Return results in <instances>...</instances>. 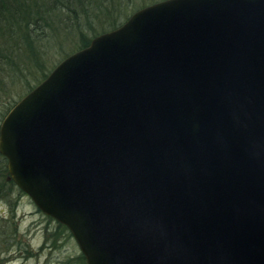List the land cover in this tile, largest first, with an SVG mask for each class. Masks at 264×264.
<instances>
[{"label": "water", "instance_id": "95a60500", "mask_svg": "<svg viewBox=\"0 0 264 264\" xmlns=\"http://www.w3.org/2000/svg\"><path fill=\"white\" fill-rule=\"evenodd\" d=\"M9 180L85 264H264V0H160L0 120Z\"/></svg>", "mask_w": 264, "mask_h": 264}, {"label": "trees", "instance_id": "16d2710c", "mask_svg": "<svg viewBox=\"0 0 264 264\" xmlns=\"http://www.w3.org/2000/svg\"><path fill=\"white\" fill-rule=\"evenodd\" d=\"M157 1L0 0V120L53 67L57 59L46 64L50 55L55 52L62 58L71 50L84 48L90 37L116 28L135 8ZM94 23L98 30H93ZM69 40L71 49L62 51L63 41ZM20 196L23 194L9 180L0 156V213L4 214L0 217V264L10 252L23 249L15 223ZM55 229L51 233L45 229L50 237L45 236L44 242H50L52 249L63 234L69 237L63 226L55 223ZM74 260L84 264L80 253L69 262Z\"/></svg>", "mask_w": 264, "mask_h": 264}, {"label": "rangeland", "instance_id": "374dc122", "mask_svg": "<svg viewBox=\"0 0 264 264\" xmlns=\"http://www.w3.org/2000/svg\"><path fill=\"white\" fill-rule=\"evenodd\" d=\"M136 2L140 3L141 0H135V3ZM152 3L154 2L144 4L141 7L135 8L134 11ZM132 12H130V14ZM98 29L99 26L94 23L93 30L95 31ZM104 32H106V30L97 33L95 36ZM95 36L90 37L89 41ZM70 43V40L63 41L61 50L65 52L70 50ZM72 52H74V50L69 51L62 58L59 57L58 53L55 55L54 52L49 56L46 64L50 66L57 59L54 63V65H56L61 59ZM15 210V223L17 227H19L17 239L21 242L20 245H22L21 247L23 249L10 252L4 257L1 264H81L80 261L75 260L69 262V259H73L80 252L68 232L67 234L69 237L63 234L58 238L56 241L57 248L55 249L50 247V242H44L45 236L50 237L49 234L46 235V233L56 231L55 223L52 220H47L45 216L38 212L24 194L18 198ZM3 215V213H0V217H3ZM45 229L47 230L46 233Z\"/></svg>", "mask_w": 264, "mask_h": 264}]
</instances>
